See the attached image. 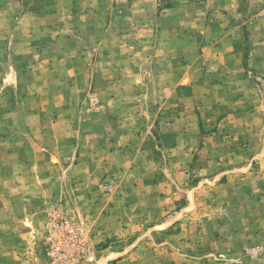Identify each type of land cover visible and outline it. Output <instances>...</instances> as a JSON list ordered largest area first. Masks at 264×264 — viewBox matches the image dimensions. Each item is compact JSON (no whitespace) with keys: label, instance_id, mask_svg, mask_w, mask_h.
I'll return each mask as SVG.
<instances>
[{"label":"rangeland","instance_id":"rangeland-1","mask_svg":"<svg viewBox=\"0 0 264 264\" xmlns=\"http://www.w3.org/2000/svg\"><path fill=\"white\" fill-rule=\"evenodd\" d=\"M0 264H264V0H0Z\"/></svg>","mask_w":264,"mask_h":264}]
</instances>
